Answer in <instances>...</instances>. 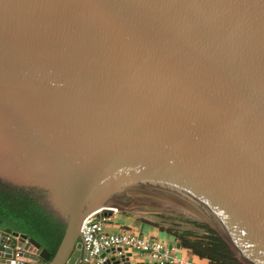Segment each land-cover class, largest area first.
I'll return each instance as SVG.
<instances>
[{
	"label": "water",
	"instance_id": "water-1",
	"mask_svg": "<svg viewBox=\"0 0 264 264\" xmlns=\"http://www.w3.org/2000/svg\"><path fill=\"white\" fill-rule=\"evenodd\" d=\"M0 186L64 226H0V264H148L80 243L131 205L264 264V0H0Z\"/></svg>",
	"mask_w": 264,
	"mask_h": 264
},
{
	"label": "trees",
	"instance_id": "trees-1",
	"mask_svg": "<svg viewBox=\"0 0 264 264\" xmlns=\"http://www.w3.org/2000/svg\"><path fill=\"white\" fill-rule=\"evenodd\" d=\"M33 196V194H32ZM194 230H167L180 244L200 259L210 264H240L225 243L207 225L193 220H182ZM0 226L10 232L24 234L55 254L64 232L39 200L23 190L0 186Z\"/></svg>",
	"mask_w": 264,
	"mask_h": 264
},
{
	"label": "built area",
	"instance_id": "built-area-1",
	"mask_svg": "<svg viewBox=\"0 0 264 264\" xmlns=\"http://www.w3.org/2000/svg\"><path fill=\"white\" fill-rule=\"evenodd\" d=\"M118 214L116 209H102L87 216L80 228V243L90 258L103 260L99 256L106 250L120 249L126 253H140L149 256L156 264H191L176 260L164 243L157 239L145 238L130 232H108L106 226ZM18 258V255L16 254Z\"/></svg>",
	"mask_w": 264,
	"mask_h": 264
},
{
	"label": "crops",
	"instance_id": "crops-1",
	"mask_svg": "<svg viewBox=\"0 0 264 264\" xmlns=\"http://www.w3.org/2000/svg\"><path fill=\"white\" fill-rule=\"evenodd\" d=\"M125 216L124 223H117L118 221L114 218V216L111 218L116 220V223L110 222L106 226V230L108 232H130L133 234H140L141 236L145 238H152L157 239L158 241H161L164 243L165 247L168 250L171 251V255L179 261L188 262L191 264H210L209 261L205 259H200L197 256L193 255L191 252H189L186 249H183L179 242L169 233L164 231L162 228H159L137 220L136 217L133 216ZM160 227L165 226L164 224H160ZM10 236V235H7ZM133 257V261L137 263H148L152 264L153 262L146 254H140V253H131ZM113 257V254L109 253L106 255V259H110Z\"/></svg>",
	"mask_w": 264,
	"mask_h": 264
},
{
	"label": "rangeland",
	"instance_id": "rangeland-1",
	"mask_svg": "<svg viewBox=\"0 0 264 264\" xmlns=\"http://www.w3.org/2000/svg\"><path fill=\"white\" fill-rule=\"evenodd\" d=\"M34 197L38 198L36 196V194H34ZM35 198V199H36ZM39 200V203L41 202V200L38 198ZM128 211L129 212H118L117 215L114 216V218L118 221L117 223H124V220H125V216L124 215H127V216H133V217H136L137 220L141 221V222H145V223H148V224H151V225H154L156 227L159 228H162L164 231H167V230H170L168 227L166 226H162L160 227L159 225L161 224L160 221H158L156 218H154L153 216H151L149 213H147L146 211H143L137 207H134V206H130L128 207ZM114 219L111 220L112 223H116Z\"/></svg>",
	"mask_w": 264,
	"mask_h": 264
},
{
	"label": "flooded vegetation",
	"instance_id": "flooded-vegetation-1",
	"mask_svg": "<svg viewBox=\"0 0 264 264\" xmlns=\"http://www.w3.org/2000/svg\"><path fill=\"white\" fill-rule=\"evenodd\" d=\"M25 192H27V194H29L31 197H34V193L36 194V196L39 198L40 197V195L37 193V191H35V190H32V191H25ZM32 194H33V196H32ZM34 198H36V197H34ZM38 198H36L37 200H38Z\"/></svg>",
	"mask_w": 264,
	"mask_h": 264
},
{
	"label": "bare ground",
	"instance_id": "bare-ground-1",
	"mask_svg": "<svg viewBox=\"0 0 264 264\" xmlns=\"http://www.w3.org/2000/svg\"><path fill=\"white\" fill-rule=\"evenodd\" d=\"M132 206V205H131Z\"/></svg>",
	"mask_w": 264,
	"mask_h": 264
}]
</instances>
